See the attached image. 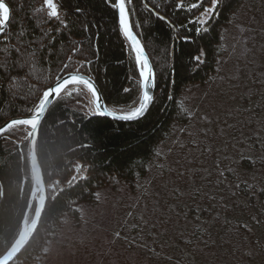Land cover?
Wrapping results in <instances>:
<instances>
[{
	"label": "trees",
	"instance_id": "trees-1",
	"mask_svg": "<svg viewBox=\"0 0 264 264\" xmlns=\"http://www.w3.org/2000/svg\"><path fill=\"white\" fill-rule=\"evenodd\" d=\"M244 1L218 0L215 15L202 23L212 0L198 8L192 5L201 0H132L130 20L156 72L155 100L142 118L121 121L98 115L84 84L63 91L37 141L46 207L34 237L12 264H40L66 215L79 219L80 206L96 202L102 189L147 174L174 126L189 122L183 94L217 73L223 32ZM9 2L13 15L0 36V126L34 114L44 92L78 69L95 79L108 105L123 112L138 107L139 67L120 31L118 12L110 7L115 0H53L59 18L50 16L45 0ZM28 133L19 125L0 134V257L22 230L34 189ZM242 188L250 192L249 186Z\"/></svg>",
	"mask_w": 264,
	"mask_h": 264
},
{
	"label": "rangeland",
	"instance_id": "rangeland-1",
	"mask_svg": "<svg viewBox=\"0 0 264 264\" xmlns=\"http://www.w3.org/2000/svg\"><path fill=\"white\" fill-rule=\"evenodd\" d=\"M223 50L147 174L66 215L40 264H264V0L244 1Z\"/></svg>",
	"mask_w": 264,
	"mask_h": 264
},
{
	"label": "water",
	"instance_id": "water-1",
	"mask_svg": "<svg viewBox=\"0 0 264 264\" xmlns=\"http://www.w3.org/2000/svg\"><path fill=\"white\" fill-rule=\"evenodd\" d=\"M3 2L10 9V19L8 22L2 23L3 31L0 32V36L5 32L6 28L9 25V22L11 20V17L13 15V5L9 2V0H3ZM1 12H2V10H0V13ZM129 21H130V24L132 27V31L137 35L135 30L133 29V26H132V23L130 20V16H129ZM138 38L140 39L139 36H138ZM145 51H146V49H145ZM146 53H147V51H146ZM147 55H148V53H147ZM150 62L152 64L151 59H150ZM152 67H153V64H152ZM80 75L84 76L86 78H90L91 83L97 89V95L100 97L99 103L102 105L103 109L96 102L95 94L91 91V89L87 85V83L83 79L80 78ZM74 83H82L87 87V89L89 90V92L91 94L96 113L103 112V115H100V116H106V117L113 118L116 120H121V121H134V120H138V119L142 118L143 116H145L153 104L152 103L150 105L147 112L140 118H136L133 120L121 119V116H123L125 114H129L132 111L123 112V111H119L116 108L108 105L107 102L105 101V99L101 93V90H100L98 84L96 83L95 79L91 75L85 74L78 69L76 71L67 73V74L63 75L62 77H60L50 88H48L44 92V95L41 99L39 108L34 114H32L30 116L12 118V119L6 121L4 124H2V126H0V134L5 132L6 130H8L11 127H14V126L24 125L27 128H29L27 140H29V161H30V165H31L33 178H34V189H33L31 198H30L29 203H28L27 212L33 206L34 201L36 200V208H35V213H34V217H33L32 222L27 227H25L24 221H23L22 230L20 231L18 237L16 238L14 243L11 245V247L0 257V264H12V262L21 254V252L26 248V246L32 240V238L34 237V235H35V233H36V231L40 225V222H41V219H42L45 207H46L47 199H48L47 198L46 183L44 180L42 168H41L39 158H38V154H37V141L39 138L40 127H41V124H42L49 108L51 107V105L57 100V98L63 93V91L69 85L74 84ZM141 84H142V81H141ZM155 89L152 90V94H154V95H155ZM27 212H26V214H27ZM25 218H24V220H25Z\"/></svg>",
	"mask_w": 264,
	"mask_h": 264
},
{
	"label": "snow or ice",
	"instance_id": "snow-or-ice-1",
	"mask_svg": "<svg viewBox=\"0 0 264 264\" xmlns=\"http://www.w3.org/2000/svg\"><path fill=\"white\" fill-rule=\"evenodd\" d=\"M132 0H115L114 3L110 4V7L116 9L118 11V22L120 26V31L123 36L130 41L132 50L135 52V63L139 66V78L142 81V96L140 97L139 106L135 107V109L129 113L121 116V119L124 120H133L136 118L142 117L150 105L154 102L155 97L152 94V90L157 87L156 81V72L152 67L150 62V58L145 51V45L138 38V36L132 31V27L129 21V6L131 5ZM203 3L201 0L200 4L192 5L193 8H198ZM45 4L50 9V16L59 18L58 11L53 3V0H45ZM213 7L205 8L202 13L203 16L207 17V20L202 21V23H208L212 16L215 15L216 7L218 6V0H212ZM0 10H2V16H0V32L3 31L2 23H6L10 19V9L9 7L0 0ZM79 11V9H78ZM159 19H164V17L160 16L159 12L154 13ZM63 23V21H61ZM170 27H174L173 25H169ZM202 31H208V29H202ZM78 51V50H74ZM197 63L200 62V57H194ZM67 67V65H66ZM80 78L83 79L87 85L90 87L91 91L95 94L96 102L103 109L102 105L99 103L100 97L97 95V89L93 86L90 81V78H86L80 75ZM99 115H103V112L97 113ZM251 187V186H249Z\"/></svg>",
	"mask_w": 264,
	"mask_h": 264
},
{
	"label": "bare ground",
	"instance_id": "bare-ground-1",
	"mask_svg": "<svg viewBox=\"0 0 264 264\" xmlns=\"http://www.w3.org/2000/svg\"><path fill=\"white\" fill-rule=\"evenodd\" d=\"M2 16V12L0 13ZM29 224H26V220L24 221V226L27 227Z\"/></svg>",
	"mask_w": 264,
	"mask_h": 264
}]
</instances>
